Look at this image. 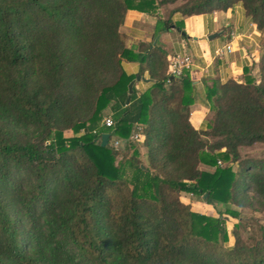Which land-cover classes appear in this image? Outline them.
I'll return each mask as SVG.
<instances>
[{
	"label": "trees",
	"instance_id": "1",
	"mask_svg": "<svg viewBox=\"0 0 264 264\" xmlns=\"http://www.w3.org/2000/svg\"><path fill=\"white\" fill-rule=\"evenodd\" d=\"M176 1L0 0V264H264V223L238 210L264 212V159L239 153L264 145V0H180L157 18L180 29L174 12L240 3L259 32L254 70L205 82L201 129L188 72L167 75L152 44L159 28L134 46L119 30L127 10L157 15ZM144 74L148 87L125 105ZM136 125L141 142L129 138ZM182 192L223 211H192ZM222 212L237 220L231 245Z\"/></svg>",
	"mask_w": 264,
	"mask_h": 264
},
{
	"label": "crops",
	"instance_id": "2",
	"mask_svg": "<svg viewBox=\"0 0 264 264\" xmlns=\"http://www.w3.org/2000/svg\"><path fill=\"white\" fill-rule=\"evenodd\" d=\"M158 17L162 18L163 15H159V12L157 15H148L127 10L119 30L126 36V45L134 46L139 42H150L159 28L152 44L158 42L167 54L184 51L192 57L197 70L188 72L195 93V100L190 106L189 122L195 129L204 128V118L208 112L204 103L205 82L209 83L210 79L225 82L229 78H241L244 67L254 70L258 59L259 32L240 3L224 11L189 16L174 12L170 19L173 24L178 23L180 29L170 25L162 31V24L159 26L156 23ZM175 31L177 35L173 36L172 32ZM227 44L230 51L214 56L215 49ZM121 65L126 74H136L139 68L137 61L122 60ZM143 77L146 80L139 79L133 84L137 93L150 83L146 74Z\"/></svg>",
	"mask_w": 264,
	"mask_h": 264
},
{
	"label": "rangeland",
	"instance_id": "3",
	"mask_svg": "<svg viewBox=\"0 0 264 264\" xmlns=\"http://www.w3.org/2000/svg\"><path fill=\"white\" fill-rule=\"evenodd\" d=\"M181 1L177 0L175 3L173 4H168L165 6H161L160 9L158 10L159 15H164V13L166 14L167 10H169L170 8H174L176 7ZM172 35L175 36L177 35V31L172 32ZM110 115V112L108 109H106L104 116ZM65 136H70L72 135V133L70 131H65L64 132ZM121 141V144L123 145V140L119 139ZM122 145L118 144L116 146L121 148ZM140 152L143 153L144 152V148L140 147ZM239 153H240V158H261L264 159V145L256 143L253 144L251 146L248 147H241L239 148ZM116 158H120V156L116 157ZM200 168H203L206 171H212L213 167L210 166H205V165H200ZM180 200L184 203V204H188L190 206V209L192 211L195 212H199L205 215H210V216H217V210L219 211H223L224 206L222 204H209L206 202L205 197H203V195H199V196H190L187 193H181L180 195ZM239 210V214L241 217H246L249 218V223H252L253 219H257L259 220V222L264 223V212L259 213V212H252L250 209L244 208V209H238ZM221 217L225 218L224 220V225L225 228L227 230L228 233V241H227V245H231L233 242V238L230 235V230L232 228V225L234 223L237 222V220L235 218L230 217L229 215L225 214L224 212H222ZM247 230H250V226L247 228ZM242 235L245 237V233H242Z\"/></svg>",
	"mask_w": 264,
	"mask_h": 264
},
{
	"label": "built area",
	"instance_id": "4",
	"mask_svg": "<svg viewBox=\"0 0 264 264\" xmlns=\"http://www.w3.org/2000/svg\"><path fill=\"white\" fill-rule=\"evenodd\" d=\"M224 51H230V46L228 44L222 48L215 49L214 56H221ZM166 59V74L171 77H180L184 72H195L197 70L192 57L184 51L172 52L170 54H167ZM101 124L105 127H110L113 125V120L109 115H107L101 119ZM129 138L130 140L136 142L142 141L143 134L138 125L135 126ZM111 141L112 146L114 147H116L118 144L121 145V141L119 139H112Z\"/></svg>",
	"mask_w": 264,
	"mask_h": 264
},
{
	"label": "water",
	"instance_id": "5",
	"mask_svg": "<svg viewBox=\"0 0 264 264\" xmlns=\"http://www.w3.org/2000/svg\"><path fill=\"white\" fill-rule=\"evenodd\" d=\"M180 34L181 35H183L184 33L183 32H180ZM153 42H155V40L153 41ZM146 80V79H144V77L143 76H139V75H137V76H135L132 80H130L129 82H128V84H127V96H126V98H125V100H124V103H125V105L126 104H128V102H129V95L132 93V91H133V84H134V82L135 81H137V80ZM108 138H109V134L107 133V132H102L101 134H100V145L101 146H105L106 144H107V142H108ZM203 197H206V194H203Z\"/></svg>",
	"mask_w": 264,
	"mask_h": 264
}]
</instances>
